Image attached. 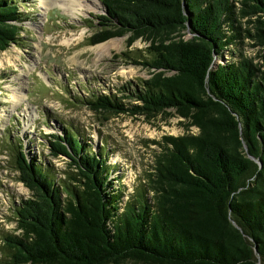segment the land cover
I'll use <instances>...</instances> for the list:
<instances>
[{
	"label": "trees",
	"instance_id": "obj_1",
	"mask_svg": "<svg viewBox=\"0 0 264 264\" xmlns=\"http://www.w3.org/2000/svg\"><path fill=\"white\" fill-rule=\"evenodd\" d=\"M101 1L90 45L142 40L151 59L139 64L153 72L126 95L140 105L106 94L82 103L107 115L172 109L199 133L168 139L149 176L154 203L142 189L120 204V179L70 130L49 141L73 169L62 180L14 148L33 196L15 210L21 237H4L11 263L264 264V71L248 60L216 65L238 37L228 35L238 4L257 17L264 45V0ZM23 17L17 1L0 0V53L20 41Z\"/></svg>",
	"mask_w": 264,
	"mask_h": 264
},
{
	"label": "rangeland",
	"instance_id": "obj_2",
	"mask_svg": "<svg viewBox=\"0 0 264 264\" xmlns=\"http://www.w3.org/2000/svg\"><path fill=\"white\" fill-rule=\"evenodd\" d=\"M14 1L24 14L20 24L24 30L18 44L0 53V264H12L4 249V237H21L15 210L33 196L19 180L11 156L14 148L23 144L29 160L36 158L62 180L73 169L66 157L51 155L49 141L51 135H64L70 130L88 143L92 152L102 154L114 173L112 177L120 179V204L142 189L154 203V193L148 190L152 189L149 176L154 173L157 157L169 146L168 139L199 133L191 119L172 109L151 116L107 115L82 103L93 94H106L140 105L126 95L135 92L139 81L149 80L153 72L139 64L151 59L149 45L142 40L131 47L129 36L90 45L96 30L90 26H96V17L105 14L101 0L80 1L91 9L86 12L84 7L78 16L56 0ZM236 7V30L228 29V35L235 33L238 37L216 65L248 60L264 71V45L257 37V17H244L239 12L241 6ZM108 43H112L108 48H99ZM123 87L128 92L122 91ZM62 196L67 197L64 193Z\"/></svg>",
	"mask_w": 264,
	"mask_h": 264
},
{
	"label": "bare ground",
	"instance_id": "obj_3",
	"mask_svg": "<svg viewBox=\"0 0 264 264\" xmlns=\"http://www.w3.org/2000/svg\"><path fill=\"white\" fill-rule=\"evenodd\" d=\"M60 1V2H57ZM82 0H56L54 2H56L59 6H61L63 9L69 11V13H71L74 16H78L83 14V10L84 7L87 8L86 12L89 11L91 8H89L88 6H85V4H83V2H80ZM49 4V1H47ZM46 2V3H47ZM49 6V5H47ZM112 43H108L106 45H101L99 46V48H103V47H109Z\"/></svg>",
	"mask_w": 264,
	"mask_h": 264
}]
</instances>
